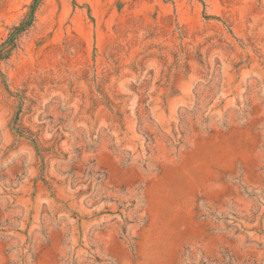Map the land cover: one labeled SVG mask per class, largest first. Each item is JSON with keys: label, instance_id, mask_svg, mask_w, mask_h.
Masks as SVG:
<instances>
[{"label": "rangeland", "instance_id": "rangeland-1", "mask_svg": "<svg viewBox=\"0 0 264 264\" xmlns=\"http://www.w3.org/2000/svg\"><path fill=\"white\" fill-rule=\"evenodd\" d=\"M3 52L0 264H264V0H39Z\"/></svg>", "mask_w": 264, "mask_h": 264}, {"label": "trees", "instance_id": "trees-1", "mask_svg": "<svg viewBox=\"0 0 264 264\" xmlns=\"http://www.w3.org/2000/svg\"><path fill=\"white\" fill-rule=\"evenodd\" d=\"M38 2L39 0H35V3H34V6L32 7V11H31L29 19L26 22L22 23L20 26L15 27L14 34H12L11 37L5 43L0 45V60L6 59L8 57V54H4L3 52L6 46L9 43L11 45H15L16 36L22 33L23 31H25L31 25Z\"/></svg>", "mask_w": 264, "mask_h": 264}]
</instances>
